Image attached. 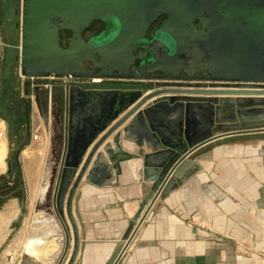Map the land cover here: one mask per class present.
<instances>
[{"label":"water","instance_id":"1","mask_svg":"<svg viewBox=\"0 0 264 264\" xmlns=\"http://www.w3.org/2000/svg\"><path fill=\"white\" fill-rule=\"evenodd\" d=\"M95 22L103 29L86 36ZM19 72L166 82L145 92L70 87L66 96L55 195L72 236L66 264H74L86 244L74 216L81 181L115 185L121 164L141 159L149 192L108 261L123 264L158 196L187 180L196 149L264 132V88L257 87L264 83V0H21ZM179 80L195 84L171 83ZM122 140L135 143L137 153L124 151ZM143 143L150 153L139 149ZM6 168L10 174L9 163Z\"/></svg>","mask_w":264,"mask_h":264},{"label":"crops","instance_id":"2","mask_svg":"<svg viewBox=\"0 0 264 264\" xmlns=\"http://www.w3.org/2000/svg\"><path fill=\"white\" fill-rule=\"evenodd\" d=\"M105 82L100 89H135L123 88L114 79ZM6 85L11 87L8 82ZM257 87L264 88V83ZM197 120L194 117L192 121ZM24 133L29 138L27 125ZM122 145L124 151H138L135 143L122 140ZM139 149L144 154L151 151L145 143ZM189 157L193 164L187 180L158 196L151 208L152 218L142 224L123 264H264V132L221 137ZM121 167L115 185L80 183L86 189L75 200L74 209L79 238L86 244L74 264H108L149 192L150 182L142 179L141 159ZM11 181L8 178L4 183L10 186ZM45 230L48 232L43 235L28 238L24 251L13 243L0 249V264H58L63 253L67 261L71 234L62 236L58 230L57 240ZM2 235L4 231H0ZM64 236L70 237L66 245Z\"/></svg>","mask_w":264,"mask_h":264},{"label":"rangeland","instance_id":"3","mask_svg":"<svg viewBox=\"0 0 264 264\" xmlns=\"http://www.w3.org/2000/svg\"><path fill=\"white\" fill-rule=\"evenodd\" d=\"M20 9L21 0H0V81L3 83L0 87V138L6 141L4 164L0 173V219L4 220L0 223V231H4V235L0 237V249L13 243L24 251L26 240L35 234L43 235L45 229L50 231L49 237H56L58 240L57 229L41 224V220L47 215L55 219L62 236L64 233L71 234V230L65 214L60 215L55 208L60 171L57 163L64 144V101L66 102L68 91L64 92L58 82L52 85L51 91L34 87V83L20 75ZM4 79H7L11 87L7 88ZM107 83L104 81L99 87ZM115 83L123 88H135L142 92L166 84L165 81L155 80H116ZM171 83L184 87L195 84L194 81L180 80ZM26 125L29 128V138L24 133ZM31 140H34L33 143ZM39 142H42L41 147ZM17 152L18 166L11 185L6 186L3 183L8 179L5 163L11 161L14 164ZM28 168L33 169L31 177ZM7 207L9 212L5 211ZM74 216L77 221L76 214ZM8 231L11 232L6 235ZM63 239L65 245L70 242V237L64 236ZM65 262L66 255L63 253L58 264Z\"/></svg>","mask_w":264,"mask_h":264},{"label":"built area","instance_id":"4","mask_svg":"<svg viewBox=\"0 0 264 264\" xmlns=\"http://www.w3.org/2000/svg\"><path fill=\"white\" fill-rule=\"evenodd\" d=\"M23 77V76H22ZM25 78V77H23ZM27 81L34 83V87H43L46 88L48 91L52 90V85L55 82L60 83L59 86L64 92H67L70 87H78L84 90H94L100 89L99 85L108 79H99V78H88V79H81V78H72L70 76H64L61 78L55 77H45V78H25ZM66 105V104H65ZM64 144L61 151L60 161L63 157V152L65 149V137H66V112L64 118Z\"/></svg>","mask_w":264,"mask_h":264},{"label":"bare ground","instance_id":"5","mask_svg":"<svg viewBox=\"0 0 264 264\" xmlns=\"http://www.w3.org/2000/svg\"><path fill=\"white\" fill-rule=\"evenodd\" d=\"M40 139V138H39ZM38 139V140H39ZM36 140V139H35ZM44 141V140H43ZM40 144H42V142H39V147H41V145ZM5 141H4V138H0V169L2 168V164H3V159H4V155H5ZM31 171V172H30ZM33 170H29V177H31V175H32V172ZM33 177V176H32ZM86 189V187H84L82 190H83V192H84V190ZM9 211H10V209H9ZM8 211V212H9ZM4 215V214H3ZM2 216V215H1ZM5 217V216H4ZM2 221H4L3 220V218H1L0 219V223L2 222ZM42 222H44V223H47V224H50V225H52V227L54 228V229H57V231H58V225H57V223H56V221H55V219L52 217V216H50V215H47L46 217H44L42 220H41V223ZM46 225V224H45ZM47 226V225H46ZM2 228V227H1Z\"/></svg>","mask_w":264,"mask_h":264},{"label":"flooded vegetation","instance_id":"6","mask_svg":"<svg viewBox=\"0 0 264 264\" xmlns=\"http://www.w3.org/2000/svg\"><path fill=\"white\" fill-rule=\"evenodd\" d=\"M103 29V25L102 24H100L99 22H95L91 27H90V29L89 30H87V31H85L84 32V34L86 35V36H92V35H95V34H97L99 31H101ZM0 74H1V72H0ZM1 80V79H0ZM5 81H4V84H6V82H8L7 81V79H4ZM2 81V80H1ZM0 81V87H2V82ZM7 88H9V86H7ZM16 153H15V155H14V164L10 161V162H8L9 164H10V168H11V173L10 174H7V178H8V176L9 175H11L12 174V180H13V178H14V172H15V169L17 168V160H16ZM3 181V180H2ZM3 183H4V181H3Z\"/></svg>","mask_w":264,"mask_h":264}]
</instances>
